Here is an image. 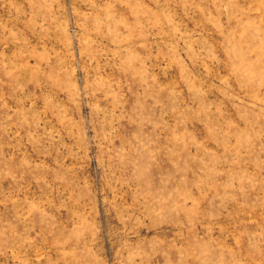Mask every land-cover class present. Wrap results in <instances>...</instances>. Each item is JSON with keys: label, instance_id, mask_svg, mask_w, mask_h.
Masks as SVG:
<instances>
[{"label": "rangeland", "instance_id": "374dc122", "mask_svg": "<svg viewBox=\"0 0 264 264\" xmlns=\"http://www.w3.org/2000/svg\"><path fill=\"white\" fill-rule=\"evenodd\" d=\"M0 264H264V0H0Z\"/></svg>", "mask_w": 264, "mask_h": 264}]
</instances>
